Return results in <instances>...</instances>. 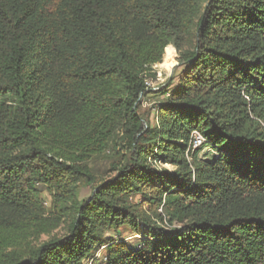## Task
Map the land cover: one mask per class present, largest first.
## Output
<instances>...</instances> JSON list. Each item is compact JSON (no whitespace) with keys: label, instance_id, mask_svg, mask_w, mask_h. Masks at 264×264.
I'll list each match as a JSON object with an SVG mask.
<instances>
[{"label":"trees","instance_id":"trees-1","mask_svg":"<svg viewBox=\"0 0 264 264\" xmlns=\"http://www.w3.org/2000/svg\"><path fill=\"white\" fill-rule=\"evenodd\" d=\"M0 264H264V0H0Z\"/></svg>","mask_w":264,"mask_h":264},{"label":"rangeland","instance_id":"rangeland-1","mask_svg":"<svg viewBox=\"0 0 264 264\" xmlns=\"http://www.w3.org/2000/svg\"><path fill=\"white\" fill-rule=\"evenodd\" d=\"M172 48V47H171ZM165 56V55H164ZM163 56L162 62L160 64L155 65L152 70L153 73L155 74V78L154 80H151L150 82H148V89L151 90V92L153 90H158L160 88H162L164 85H166V83L169 81L170 77L173 75L174 71L175 74L177 73L176 69L177 66H175L177 64L176 61V52L175 50L172 48L170 50V55L169 56ZM174 67L172 73L171 70ZM160 100L159 96H155L151 93H148L142 103V110L147 112V110H149L150 114H149V119L150 122L153 124L154 123V116H155V112L154 110L150 109L152 108V106H154V104ZM196 136H194L195 138ZM201 139H203L202 137H200L199 139H197V142L195 143V139H193L192 141V149L196 148L197 146L201 145L204 143V141H201ZM204 140V139H203ZM109 164H110V160L109 157L103 156L98 158L95 162H94V169L95 172L98 173V176H109L108 175V171H109ZM165 168H168L169 170H172V168L170 166H165ZM90 187H85L82 188L80 190L79 193V198H86L88 197L89 193H90ZM42 198L44 200V206L49 209L50 208V194L49 192L45 189L42 191ZM146 209V206H143ZM159 212L162 213L161 210H158ZM63 233V231H61V234ZM106 236L108 237H118L124 241H127L128 243H130L131 245L136 244V241L138 239L132 237V235L130 234V231L126 228H121L119 229V231L116 233H112L109 232L106 234ZM117 239V238H116ZM104 254V252L102 251L101 254Z\"/></svg>","mask_w":264,"mask_h":264},{"label":"bare ground","instance_id":"bare-ground-1","mask_svg":"<svg viewBox=\"0 0 264 264\" xmlns=\"http://www.w3.org/2000/svg\"><path fill=\"white\" fill-rule=\"evenodd\" d=\"M196 137L194 138L195 139V143L197 142V139H199L200 138V136H198V135H195ZM201 141H204L205 142V140H203V139H201ZM206 143V142H205ZM207 147V146H206Z\"/></svg>","mask_w":264,"mask_h":264},{"label":"water","instance_id":"water-1","mask_svg":"<svg viewBox=\"0 0 264 264\" xmlns=\"http://www.w3.org/2000/svg\"><path fill=\"white\" fill-rule=\"evenodd\" d=\"M175 66H178V64H176ZM173 69H174V67L172 68L171 73H172Z\"/></svg>","mask_w":264,"mask_h":264}]
</instances>
